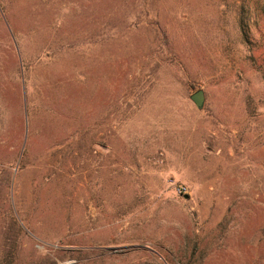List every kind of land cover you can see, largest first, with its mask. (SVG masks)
<instances>
[{"label":"rangeland","instance_id":"rangeland-1","mask_svg":"<svg viewBox=\"0 0 264 264\" xmlns=\"http://www.w3.org/2000/svg\"><path fill=\"white\" fill-rule=\"evenodd\" d=\"M0 264H264V0H0Z\"/></svg>","mask_w":264,"mask_h":264},{"label":"water","instance_id":"water-1","mask_svg":"<svg viewBox=\"0 0 264 264\" xmlns=\"http://www.w3.org/2000/svg\"><path fill=\"white\" fill-rule=\"evenodd\" d=\"M191 101L195 104L196 108L201 109L204 105L205 96L201 89L196 90L190 95Z\"/></svg>","mask_w":264,"mask_h":264},{"label":"built area","instance_id":"built-area-1","mask_svg":"<svg viewBox=\"0 0 264 264\" xmlns=\"http://www.w3.org/2000/svg\"><path fill=\"white\" fill-rule=\"evenodd\" d=\"M183 190V189H182Z\"/></svg>","mask_w":264,"mask_h":264}]
</instances>
